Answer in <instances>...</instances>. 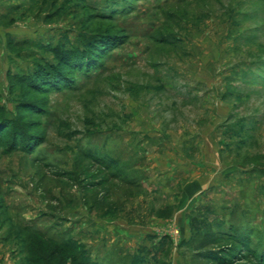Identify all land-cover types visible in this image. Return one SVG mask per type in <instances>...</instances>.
<instances>
[{
    "label": "rangeland",
    "instance_id": "rangeland-1",
    "mask_svg": "<svg viewBox=\"0 0 264 264\" xmlns=\"http://www.w3.org/2000/svg\"><path fill=\"white\" fill-rule=\"evenodd\" d=\"M76 259L264 264V0H0V264Z\"/></svg>",
    "mask_w": 264,
    "mask_h": 264
},
{
    "label": "trees",
    "instance_id": "trees-1",
    "mask_svg": "<svg viewBox=\"0 0 264 264\" xmlns=\"http://www.w3.org/2000/svg\"><path fill=\"white\" fill-rule=\"evenodd\" d=\"M197 222L194 220L193 221V226H194V230H195V232L196 233H198L199 232V230L197 229V224H196ZM199 229H201V228H199ZM37 234V233H36ZM39 234V233H38ZM68 245V246H67ZM65 248L66 249H68L73 255H75L76 254V250H74L73 249V247H72V245L70 244V243H67V244H65ZM77 260V259H76ZM78 262H79V264H85L84 262H82L81 260H77Z\"/></svg>",
    "mask_w": 264,
    "mask_h": 264
}]
</instances>
